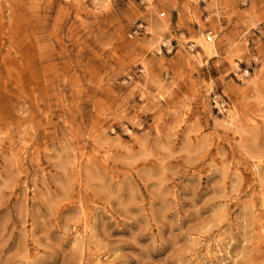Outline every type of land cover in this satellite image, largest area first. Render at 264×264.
I'll use <instances>...</instances> for the list:
<instances>
[{"label":"rangeland","instance_id":"obj_1","mask_svg":"<svg viewBox=\"0 0 264 264\" xmlns=\"http://www.w3.org/2000/svg\"><path fill=\"white\" fill-rule=\"evenodd\" d=\"M0 264H264V0H0Z\"/></svg>","mask_w":264,"mask_h":264}]
</instances>
